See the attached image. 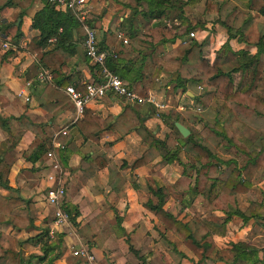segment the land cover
I'll list each match as a JSON object with an SVG mask.
<instances>
[{
	"label": "crops",
	"instance_id": "0c3cea01",
	"mask_svg": "<svg viewBox=\"0 0 264 264\" xmlns=\"http://www.w3.org/2000/svg\"><path fill=\"white\" fill-rule=\"evenodd\" d=\"M165 5V1L158 5L163 10L158 17L146 20L143 13L149 8L148 0H87L83 20L67 10L77 22L72 27V40L75 47L80 45L83 51L84 24L90 25L96 31L98 45L115 51V71L123 80L130 82V76L137 73L140 58L145 53L135 48L131 37L144 29L143 24L146 27L154 23L176 26L173 40L156 44L153 52L157 54H162L185 38L187 32L182 27L190 25L187 30L195 31L196 40L201 42L202 54L209 62L225 40L231 49L253 54L256 51L255 41L264 30V16L245 8L240 0H211L210 8L205 12V0L187 3L181 9H166ZM46 7L44 0H0V34L9 42L8 47L0 44V117L8 118L17 134L16 143L8 146V132L0 123V159L6 165L4 169L8 185L0 184V195H19L33 204L30 210L31 223L21 227L9 221V214L0 213V232L23 240L40 231L48 233L50 229L53 230L55 234L48 242L51 241L54 246L56 237L61 235L65 244V249L53 261L54 264H80L69 246H77L80 239L76 228L86 222L91 224L89 232L97 234L100 246L85 244L100 264L101 261L107 264H142L128 248V244L148 264H264V218L242 219L239 215L231 214L224 220V211L202 209L194 193L179 192L174 188L172 183L181 174V162L186 158L183 150L178 151V160L168 162L161 156H155L145 164L130 168L122 165V161L130 162L147 146L135 130L120 134L105 128L98 132L97 140L84 139L75 124L78 117L75 116L74 107L59 82L64 80L75 87L80 82L95 79L97 69L78 51L70 54L67 67L55 75L41 63L36 50L45 52L51 49L55 44V36L46 35L48 27L41 31L39 27L33 26L32 19L40 12V24H51L45 17L49 10ZM52 9L65 12L55 5H52ZM194 9L196 13L187 11ZM90 15H94V18ZM56 31H60V27ZM43 70L51 74L50 79L40 80L36 77ZM232 75L234 82L244 78L242 71ZM172 77L173 74L168 70L160 71L159 87L149 90L156 100L164 103L162 108L158 109L150 102L132 104L142 114L144 125L158 137L170 130L162 117L163 113H169V121H178L186 126L189 133L200 130L204 122L212 117L206 113L208 109H203L199 112L200 120L197 122L184 123L174 119L175 115L185 119L180 107L193 106V97L210 86L201 80L185 81L183 85H178ZM20 89L23 90L22 94H18ZM25 95L28 96L27 100ZM125 103L122 98L108 94L98 101H90L85 108L103 118L116 115ZM214 105L212 100L208 108ZM219 109L223 110L221 107ZM27 122L40 126L33 130L26 125ZM227 124L232 132L239 133L248 128L252 131L251 127L235 116H231ZM65 126L67 133L60 134L59 130ZM59 137H68L71 143L63 148L65 161L61 165L66 170L64 204L76 211V214L74 222L68 220L66 224L54 225L52 208L44 197V176L50 170L47 166L49 159L44 150L35 152L40 144L45 149L58 147L53 143ZM217 154L224 159L230 156L219 150ZM82 158H86L89 168L93 170L92 175L88 176L80 170L79 162ZM155 170L160 171L166 181L164 209L183 221L193 212H198L202 220L214 224L203 240L205 246L181 239L145 206L148 199L156 200V196L149 190L154 185L150 173ZM116 172L122 175L123 182L117 190H112L109 181ZM251 184L264 193V168L256 170ZM249 197V192L236 193L237 208L244 209ZM260 211L264 214V201ZM237 241L246 244L242 253H239L240 249L235 251L231 246V243ZM41 247V242L36 239L25 241L21 245L22 254H39ZM56 250L57 247L48 251L45 259L37 264H46V259Z\"/></svg>",
	"mask_w": 264,
	"mask_h": 264
},
{
	"label": "trees",
	"instance_id": "16d2710c",
	"mask_svg": "<svg viewBox=\"0 0 264 264\" xmlns=\"http://www.w3.org/2000/svg\"><path fill=\"white\" fill-rule=\"evenodd\" d=\"M164 1L166 9L173 7L181 9L183 5L193 4L197 0H148L149 8L143 13V18L147 20V18L158 17L163 13L162 8H159L158 5L163 4ZM240 2L245 8L257 11L264 16V0H240ZM51 4L54 5L46 2L49 10L47 15L45 14L51 24L42 26L39 22L41 13L38 12L32 19V25L39 27L41 31L48 27L46 35L53 34L55 36V44L51 49L45 52L36 50L41 63L50 68L51 73L55 75L62 68L67 67L70 54L77 53L72 40V27L77 22L67 10L65 12L54 10ZM210 5L211 0H205L204 12L210 8ZM90 16L94 18V15ZM87 26L90 25L87 24ZM58 27H60V31L57 32ZM143 27L141 32L132 35L131 38L135 48L145 53L140 58L137 73L132 74L130 82L127 81V83L132 85L140 95L145 96L150 89L159 87L158 77L162 70L171 72L172 78L178 85H183L185 81L201 80L210 88L194 96L193 105L201 110H207L209 102L213 100L214 109L206 112L212 115L211 119L208 118L200 130L190 131L189 134L182 137L174 126V122L169 121V113H163L162 117L169 125L170 130L162 137H158L144 125L142 114L135 105L125 103L116 115H107L103 118L93 115L88 108H84L82 115L75 120L84 139L97 140L98 132L105 128L116 130L120 134L135 130L147 146L130 162L122 161V165H128L130 168L145 164L155 156H161L168 162L174 159L178 160V151L183 150L186 156L185 160L181 162L183 170L172 183L177 191L194 193L195 198L199 199L202 209L224 211L226 214L224 220L231 214L239 215L242 219L264 218V214L260 211L263 207L264 193L253 188L251 184L256 170L259 167L264 168V31L255 41L256 51L253 54L241 50L235 51L225 40L209 62L202 54L201 42L196 39H184L162 54L154 53L153 49L156 44L173 40L176 36V26L154 23L147 27L146 24H143ZM227 28L229 30L228 26ZM85 59L87 60L86 57ZM114 61L110 59L107 65L116 72ZM90 64L97 69L95 63ZM236 71L244 72V78L234 82L232 74ZM118 75L121 77L120 74ZM59 84L65 86L67 83L63 80ZM83 86L84 83L80 82L75 88L83 89ZM39 102L43 105L41 98H39ZM194 107L182 110L181 114L185 116V119L177 115L173 118L180 119L184 123L199 121L200 115ZM220 107L223 110L219 109ZM231 116L239 118L243 124L254 128V136L252 138L237 137L234 132L230 131L227 122ZM0 123L8 132V146L14 145L17 141V134L9 124V119L0 117ZM26 125L33 130H37V127L40 126L32 122H27ZM56 139L62 144V147H55L54 151L60 163H64L63 148L71 143L68 141V137ZM40 150H44V152L46 150L42 144L38 145L35 153ZM218 150L230 156L225 159L221 158L217 154ZM4 168L6 165L0 159V184L8 187ZM79 168L88 176L93 173L86 158L80 159ZM150 174L154 185L149 187V190L156 196V200L148 199L144 203L145 206L153 211L166 228L181 239L188 240L195 245L205 246L203 240L212 230L214 224L210 225L202 220L198 212H193L187 220L183 221L164 209L166 181L158 170L152 171ZM122 182V175L116 172L109 181V187L112 190H117ZM239 192L250 193L248 204L242 210L238 209L236 205L235 195ZM32 207V203L19 195H0V213L9 214V221L14 226L21 227L31 223L30 210ZM64 208L68 212V220L74 222L76 211L66 206ZM116 221L119 219L116 218ZM90 226L91 224L86 222L76 228V233L82 242L100 246L97 234L89 232ZM34 239L41 242V253L23 255L22 243ZM49 239L47 231H40L33 237L23 240L0 232V263H41L45 259L46 253L57 247L56 252L46 259V264H54L53 261L59 258L65 249V244L61 235L56 237L54 246L50 243L51 241L48 242ZM231 246L235 251L240 249L239 253H242L246 244L243 241H237L231 243ZM128 248L141 260L142 264H148L131 245L128 244ZM251 250L254 251L253 248ZM101 264L107 263L101 261Z\"/></svg>",
	"mask_w": 264,
	"mask_h": 264
},
{
	"label": "built area",
	"instance_id": "2783aa9c",
	"mask_svg": "<svg viewBox=\"0 0 264 264\" xmlns=\"http://www.w3.org/2000/svg\"><path fill=\"white\" fill-rule=\"evenodd\" d=\"M49 3H53L55 6L71 11L78 19H84V7L87 0H44ZM0 44L2 47H8L9 42L1 37ZM196 39L194 30L187 31L185 38L181 39ZM123 42L126 40L123 38ZM82 47L84 56L89 63H95L97 65V75L95 79H90L84 82L83 90H78L73 84H66L63 88L65 95L74 107L76 117L82 115L83 109L90 101H98L103 96L111 94L122 98L129 104H140L143 102H150L156 108H162L164 103L155 99V95L148 91L147 95H140L132 85H129L123 80L116 72L111 70L107 62L110 59L116 58V53L112 48H102L97 43L96 31L93 28L84 24V36L82 39ZM40 80H48L51 78V74L46 71H40L37 76ZM26 85L29 82H25ZM23 90L20 89L18 94H22ZM25 99L28 96L25 95ZM190 107H194L190 106ZM187 107L181 106L180 109ZM197 113L200 112L199 107H194ZM60 134L67 133V127H63L59 130ZM55 146L62 147L59 141L53 143ZM45 156L49 159L47 164L50 169L45 174L46 187L44 192L45 201L52 208V223L54 225H63L68 222V212L65 210L64 194L66 190V170L61 165L57 155L54 152L53 147L45 150ZM55 233L53 230H49L47 235L52 238ZM70 251L76 256L80 264H100L98 263L94 253L87 247V245L81 240L77 242V246L74 248L69 246Z\"/></svg>",
	"mask_w": 264,
	"mask_h": 264
},
{
	"label": "rangeland",
	"instance_id": "374dc122",
	"mask_svg": "<svg viewBox=\"0 0 264 264\" xmlns=\"http://www.w3.org/2000/svg\"><path fill=\"white\" fill-rule=\"evenodd\" d=\"M187 11H192V12H194V13H196V9H194V10H187ZM190 26V25H189ZM189 26L187 25H183V27H182V30L183 31H186L188 28H189ZM264 31V30H263ZM210 109V111H212L213 109H214V107L213 106H211L210 108H208V110ZM235 125V124H234ZM236 132H234V134H235ZM254 134H255V130H254V128H252V131H250V129L248 128V129H244L242 132L241 131H239V133H236V136L237 137H249V138H252L253 136H254ZM168 172H169V174L171 173V171H170V168H169V170H168Z\"/></svg>",
	"mask_w": 264,
	"mask_h": 264
},
{
	"label": "water",
	"instance_id": "95a60500",
	"mask_svg": "<svg viewBox=\"0 0 264 264\" xmlns=\"http://www.w3.org/2000/svg\"><path fill=\"white\" fill-rule=\"evenodd\" d=\"M76 49H77L78 53L82 57H84L81 46L76 45ZM174 126L176 127V129L178 130V132L180 133L181 136H186L189 133V129L178 121H174Z\"/></svg>",
	"mask_w": 264,
	"mask_h": 264
}]
</instances>
